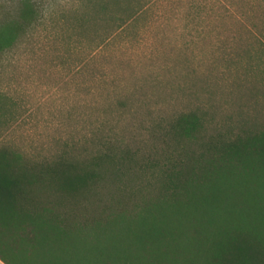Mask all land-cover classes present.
Returning <instances> with one entry per match:
<instances>
[{
    "label": "trees",
    "instance_id": "1",
    "mask_svg": "<svg viewBox=\"0 0 264 264\" xmlns=\"http://www.w3.org/2000/svg\"><path fill=\"white\" fill-rule=\"evenodd\" d=\"M46 3L55 7L42 15ZM126 3L0 0V76L7 55L49 28L60 42L69 31L73 39L104 22L110 38L136 19L140 7L127 10ZM17 108L0 91V240L23 251L66 248L73 254L70 264H264V129L231 120L222 128L194 109L151 123L142 148H119L120 139L100 124L83 143L56 140L45 153L14 142L9 130ZM102 132L107 134L99 137ZM235 168L263 183H240L225 197ZM101 190L121 196L123 209L141 198L144 209L152 196L172 200L181 230L157 223L141 236L127 232L113 219L111 204L101 202ZM88 225L103 228L108 245L101 237V243L92 241Z\"/></svg>",
    "mask_w": 264,
    "mask_h": 264
},
{
    "label": "rangeland",
    "instance_id": "2",
    "mask_svg": "<svg viewBox=\"0 0 264 264\" xmlns=\"http://www.w3.org/2000/svg\"><path fill=\"white\" fill-rule=\"evenodd\" d=\"M125 5L140 7L136 19L108 39L104 22L73 39L69 31L60 42L49 28L6 56L0 91L18 104V119L9 130L14 142L47 153L56 140L83 143L104 124L120 139L119 148L135 150L148 144L144 129L151 123L194 109L222 128L231 120L264 129V0H128ZM229 178L225 197L240 183H263L236 168ZM260 190L264 193L263 184ZM99 198L111 204L113 219L127 232L141 236L148 224L157 223L181 230L172 200L152 196L150 209H144L141 198L123 209L117 194L101 190ZM87 228L92 241L101 243V237L108 245L103 228ZM146 242L163 251L161 244ZM171 250L164 252L168 256Z\"/></svg>",
    "mask_w": 264,
    "mask_h": 264
},
{
    "label": "crops",
    "instance_id": "3",
    "mask_svg": "<svg viewBox=\"0 0 264 264\" xmlns=\"http://www.w3.org/2000/svg\"><path fill=\"white\" fill-rule=\"evenodd\" d=\"M60 254L68 262L66 264L73 261V254L66 248L63 252L61 249L55 250L51 247L45 249L35 247L23 251L20 246L17 249L15 245L11 246L6 239L0 240V264H62Z\"/></svg>",
    "mask_w": 264,
    "mask_h": 264
},
{
    "label": "clouds",
    "instance_id": "4",
    "mask_svg": "<svg viewBox=\"0 0 264 264\" xmlns=\"http://www.w3.org/2000/svg\"><path fill=\"white\" fill-rule=\"evenodd\" d=\"M54 7H55L54 3H53V4H47V3H46V4H45V7H44V9H43L42 15H45V14H47L48 12L54 10Z\"/></svg>",
    "mask_w": 264,
    "mask_h": 264
}]
</instances>
